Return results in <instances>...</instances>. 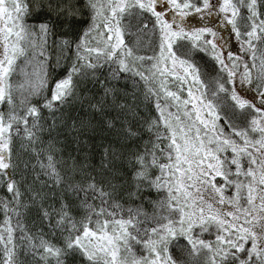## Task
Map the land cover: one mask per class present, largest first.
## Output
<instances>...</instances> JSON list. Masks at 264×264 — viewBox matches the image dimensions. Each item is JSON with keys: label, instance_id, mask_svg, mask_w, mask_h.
I'll list each match as a JSON object with an SVG mask.
<instances>
[{"label": "snow or ice", "instance_id": "snow-or-ice-1", "mask_svg": "<svg viewBox=\"0 0 264 264\" xmlns=\"http://www.w3.org/2000/svg\"><path fill=\"white\" fill-rule=\"evenodd\" d=\"M0 264H264V0H0Z\"/></svg>", "mask_w": 264, "mask_h": 264}, {"label": "rangeland", "instance_id": "rangeland-1", "mask_svg": "<svg viewBox=\"0 0 264 264\" xmlns=\"http://www.w3.org/2000/svg\"><path fill=\"white\" fill-rule=\"evenodd\" d=\"M227 38V37H226ZM233 43H235V41L233 40Z\"/></svg>", "mask_w": 264, "mask_h": 264}, {"label": "trees", "instance_id": "trees-1", "mask_svg": "<svg viewBox=\"0 0 264 264\" xmlns=\"http://www.w3.org/2000/svg\"><path fill=\"white\" fill-rule=\"evenodd\" d=\"M150 210V209H149Z\"/></svg>", "mask_w": 264, "mask_h": 264}]
</instances>
